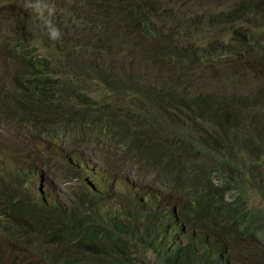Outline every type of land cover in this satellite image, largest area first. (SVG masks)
I'll return each instance as SVG.
<instances>
[{
  "label": "trees",
  "instance_id": "16d2710c",
  "mask_svg": "<svg viewBox=\"0 0 264 264\" xmlns=\"http://www.w3.org/2000/svg\"><path fill=\"white\" fill-rule=\"evenodd\" d=\"M55 8L58 41L27 15L10 25L14 43L6 52L28 73L18 94L9 95L5 118L32 124L53 144L61 125L70 153L59 154L69 158V172L85 181L67 203H10L13 226L26 230V248L33 250L40 238L65 248V257L56 251L50 256L56 264H90L82 250L109 264H149L136 259L135 250L156 255L162 264H212V256L225 252L215 237L231 264H264V0L235 2L205 15L199 11L207 5L194 0H79L67 10ZM217 27V42L196 39ZM27 42L44 47L48 56L32 53ZM105 58L110 62L102 67ZM120 58L127 63H114ZM224 58L230 65L221 63ZM53 63L59 66L55 76ZM250 63L257 67L246 86ZM135 65L153 73L141 76ZM215 74L222 77L214 83ZM133 89L136 104L128 103ZM175 119L181 124L165 134ZM87 148L97 152L91 158L106 173L92 170ZM101 151L111 154L100 159ZM131 168L148 170L166 194L158 202V190L149 189L154 213L145 231L101 219L103 206L110 211L109 191L118 189L120 198L129 190L109 175ZM168 233L185 239L165 255Z\"/></svg>",
  "mask_w": 264,
  "mask_h": 264
},
{
  "label": "rangeland",
  "instance_id": "374dc122",
  "mask_svg": "<svg viewBox=\"0 0 264 264\" xmlns=\"http://www.w3.org/2000/svg\"><path fill=\"white\" fill-rule=\"evenodd\" d=\"M76 1L79 0H45V2L53 4V5H62L63 8L66 10L72 8ZM245 0H194L195 3L200 5H207L206 9L201 8L199 11L200 15H205L209 12L217 13L221 10L228 9L229 6L235 4V2L239 3ZM183 2V1H182ZM25 0H20L18 3L14 4L11 0H8L6 4H3L0 1V183H3L7 180H14L19 175L22 174L21 167L23 169L35 168L39 173H44L48 175L46 180V189L47 191L53 195L54 198H59L63 202H68V195H70L74 190H77V185L79 184V180L77 176L68 173L67 167L61 162V158L58 154L54 153L53 155L49 154L48 150H51V147L57 146L64 147V149H68L70 146V140L63 138L61 135V125H59V134L60 136L54 141V144L51 142L50 139L45 137V135H39L38 132L33 128L32 124H28L27 127H22L18 123L17 119H6L5 115L7 113L8 107L7 102L9 99V95L11 93L18 94V89L21 83L23 82V77H26L28 73L26 70L25 65L18 59L11 56L6 52V48L12 46L14 43V37L11 36V23L15 17H18L20 20L24 21L26 15L27 20L33 24V26L37 29L42 27L43 30L46 28L40 23L38 19L33 20L30 15H32V11L25 10L23 7ZM187 7V6H186ZM174 18L180 17V12L174 13L172 15ZM55 18V17H53ZM166 20H160L159 24L163 26ZM220 27L214 28L213 31L207 33L205 30H202L200 33L197 34L196 39L199 41H203L202 43H215L217 42L216 34H220ZM264 32V29L261 30V33ZM223 32L221 31V35ZM25 34H23L24 36ZM220 35V37H221ZM229 35L226 37L228 39ZM11 45H8V44ZM27 44L31 48L32 53L40 54V57H47L48 54L44 47L37 46L35 43L27 42ZM106 58L103 60L101 59V66H107L110 61ZM229 59L224 58L221 59V63L224 66H228ZM114 63H118L119 65H125L127 63L126 60L123 58L115 59ZM232 64H236L237 62L232 59ZM253 68H251V67ZM248 66L247 71V78L253 79L254 73L253 71L257 67L256 64L250 63ZM58 65L52 64L51 71L52 76L58 71ZM136 70L139 72L141 76L151 75L153 72L147 71L146 69H140L139 66L135 65ZM233 71L231 74L235 73ZM169 71H166L165 74H169ZM229 75V74H228ZM60 74H57L54 77L56 80L60 79ZM221 78L220 75L215 74V79L213 82H218V78ZM150 83H154L151 79ZM141 87H145L146 85L143 83L139 84ZM213 87V84L209 82V88ZM208 90L209 88L206 87ZM138 93L135 89L132 90L130 94L131 98H129L128 103L136 104L133 100L134 94ZM247 92L239 91L238 96H246ZM72 103H76V101L71 100ZM181 124L177 119L170 122L169 125H166V133L169 134L170 130L168 127H173L176 125ZM182 128V127H181ZM164 136V134H163ZM243 148L244 145H242ZM238 152V148L235 149ZM102 153L98 155L100 159L107 158L111 152L108 151H101ZM84 155L88 156L89 158H94L97 155V152H93L90 149L84 150ZM47 162V165L45 164ZM90 162H95L100 164L96 160H91ZM6 165V173L3 176L1 171L4 169ZM18 163V164H17ZM21 165V166H20ZM50 171H48V170ZM125 174L121 176V180L128 181L132 179L137 185L142 187H148L152 189L158 190L160 195V199L158 202H162L165 199L166 194L162 189H159V186L155 184L153 178L150 176L148 170H136V168L127 169L124 171ZM123 172V173H124ZM39 183V181H37ZM29 193V192H28ZM13 196H9L7 191L1 189L0 192V204L1 205H8L12 200ZM259 200L255 201V204L258 205ZM251 207H253V203H250ZM25 240H21V243L12 242L6 238L0 237V254L4 256L7 262H11L13 259L15 262L20 261L23 264H56L52 260H50V256L56 251L59 253L61 257H65L66 249L63 247H58L57 245H51L47 242L46 238H40L38 240V245L41 250V254H35L27 251L26 249L23 250L22 243ZM136 258L139 261H147L148 263L156 264L155 257L151 254L147 256H142V250H135ZM77 256L81 257L80 250L75 251ZM82 255L86 256L89 260L90 264H109V262L104 261L102 258L92 255H89L88 250H82Z\"/></svg>",
  "mask_w": 264,
  "mask_h": 264
},
{
  "label": "clouds",
  "instance_id": "9594fccd",
  "mask_svg": "<svg viewBox=\"0 0 264 264\" xmlns=\"http://www.w3.org/2000/svg\"><path fill=\"white\" fill-rule=\"evenodd\" d=\"M23 7L25 8V10H30L36 15L37 19L40 21L43 27L46 28L47 34L51 40L58 41L62 39V33L60 29L53 22V17L56 13L55 5L45 2V0H25ZM244 83L246 86L249 83V78H247V76L245 77ZM56 151L58 153L57 152L54 153L60 156L61 162L67 167L68 170L67 174L71 173L75 175L73 172H69L68 169L69 158L63 157L62 154H59L63 151H67V153H70V146L68 147V149L67 148L64 149V147L61 148L58 147ZM88 159L89 162L91 160H95L92 158H88ZM99 163L100 164H97L95 162H90L92 170L93 171L100 170L105 172V168L102 166L103 164L101 162ZM45 164L47 165V162ZM2 165L4 166V169L1 171V173L4 176L6 173L5 172L6 165L3 163ZM21 170H22V174L19 175L14 180H7V181L3 180V183H0V192L1 189H4L7 191L9 196H13L10 203L27 200L35 205L36 204L49 205L52 203L53 200L62 201L59 198H54L53 195L47 191L45 184L48 178L47 174L39 173L36 167L35 168L27 167L26 169H23L21 167ZM123 175L130 176V174H125V172L121 173L116 177L109 175V177L111 179H115L121 185V187H127L129 190L126 192L124 196L120 198L118 195V189H115L114 191H109V195H107L108 199L106 200V204L110 203V211H109V206H103L101 212V219L104 223L109 221L116 222L130 232L145 231L153 223L154 207H153V201L149 199V197H153V192L149 190L152 188L142 187L140 186V184L138 186L137 183H135L132 179L128 181H123L121 180V176ZM78 180H79V184L77 185V191H79V186L81 182L85 181V178H78ZM37 181H39V183H37ZM86 184L89 185V183ZM89 187L94 188L91 185H89ZM10 203L6 206L0 204V237L6 238L14 243L16 242V239L25 240L22 243L23 250L26 249L31 253L38 254V252L41 251L38 243L33 246V250L26 248L25 228L21 225H18V227L13 226V219L11 217V212L9 210ZM258 205H261L260 200ZM211 238L214 243L221 246L223 251H225L222 254L212 256L211 263L231 264L230 262L231 260L228 257V254H230L228 250L223 247V244L217 238L215 237H211ZM184 239L185 238L181 236V237H176L175 240L168 233L163 239V244H164L163 254L167 255L170 252L177 250L178 247L184 243ZM149 254L155 257L156 264H162L156 255L152 253ZM23 263H21L20 261L15 262L14 259L9 263L6 261L4 256L0 254V264H23Z\"/></svg>",
  "mask_w": 264,
  "mask_h": 264
}]
</instances>
